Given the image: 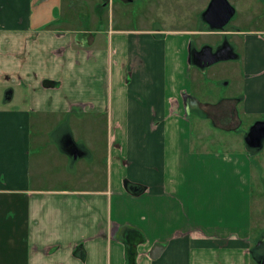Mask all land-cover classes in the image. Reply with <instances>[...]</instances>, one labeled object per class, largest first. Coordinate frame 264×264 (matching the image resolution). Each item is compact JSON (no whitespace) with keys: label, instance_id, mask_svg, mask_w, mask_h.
Instances as JSON below:
<instances>
[{"label":"crops","instance_id":"0c3cea01","mask_svg":"<svg viewBox=\"0 0 264 264\" xmlns=\"http://www.w3.org/2000/svg\"><path fill=\"white\" fill-rule=\"evenodd\" d=\"M108 2L0 0V86L23 101L0 107V264H127V243L135 264H264L251 249L264 156L234 129L241 111L264 114V31L243 43L240 84L235 74L230 92L200 99L187 57L191 35L218 34L199 16L209 0L199 28L149 29L106 21ZM196 110L234 129L236 145L195 148ZM68 116L88 128L63 125Z\"/></svg>","mask_w":264,"mask_h":264},{"label":"rangeland","instance_id":"374dc122","mask_svg":"<svg viewBox=\"0 0 264 264\" xmlns=\"http://www.w3.org/2000/svg\"><path fill=\"white\" fill-rule=\"evenodd\" d=\"M108 0H106L107 2ZM203 0H109L106 9H103V18L107 21L109 18L115 24H120L121 27L137 28V29H149L156 28L171 24V27H185L195 28L200 27L201 20H196L198 15V6ZM236 9L235 15L228 23V31L218 34H198L191 35L189 39L192 40L196 37V43L219 45L224 38H227L231 45L235 48V51L240 54V58L235 60L219 61L212 65L205 67L204 70H198L194 66H191V80L192 91L197 94L200 99H212L215 101L218 97H222L223 94L231 91L232 85H234L233 78L237 73L236 67L238 62L243 60V43L246 40L248 33L254 28H260L264 30V16L261 19H257V16L251 11V4L255 0H228ZM77 13L81 20L84 9L87 7L82 1L77 2ZM89 7V6H88ZM200 16V14H199ZM260 21V26L258 25ZM197 24V26H196ZM82 25V20L79 22ZM216 32V31H213ZM215 72V73H214ZM242 74L239 73L236 77V82L240 84ZM225 78V79H223ZM231 78V81H229ZM223 79V80H221ZM223 81V82H222ZM222 83L224 85H222ZM228 85V86H227ZM200 88H199V87ZM9 86H0V107H9L15 103L22 104L20 99V89L17 91L15 97L11 102L6 99V92ZM204 89V90H203ZM202 91L207 94L201 95ZM27 92V91H25ZM240 90L238 89V91ZM236 94V93H235ZM212 101V102H214ZM217 102V101H216ZM198 111H192L189 114V128H191L193 134L192 145L199 149L207 150H221L228 151L232 145L236 143L229 139L230 135H235L234 129H237V133L240 134L241 140L251 124L257 120L264 119V114H249L240 112L241 123L239 128L226 129L215 128L213 122L202 121L198 117ZM85 118L80 120L74 119L72 116H68L62 119V123L70 128H88V124L84 121ZM56 118L48 116L44 121V128H50L55 124ZM61 123V125H62ZM60 125V126H61ZM80 126V127H79ZM94 128V127H91ZM98 128H102V123L98 124ZM232 131V132H231ZM244 133V134H243ZM201 134V139H198L197 135ZM238 140L240 146L244 144ZM244 141V140H243ZM239 146V145H238ZM237 146V147H238ZM254 159L258 160L264 156V144L261 149L253 152ZM35 151H33V156ZM49 158H52L50 156ZM264 159V157H263ZM50 160V159H49ZM263 174L259 172V166L253 164L252 174V250L253 255L257 259L264 261V165L261 164ZM258 261V260H257ZM261 261V263H262Z\"/></svg>","mask_w":264,"mask_h":264},{"label":"water","instance_id":"95a60500","mask_svg":"<svg viewBox=\"0 0 264 264\" xmlns=\"http://www.w3.org/2000/svg\"><path fill=\"white\" fill-rule=\"evenodd\" d=\"M235 13V7L228 0H209L205 9L201 12L200 18L207 24L208 29L219 31L221 33L227 31V24ZM239 58L234 47L227 38L213 47V45L205 43L199 48L194 46L188 53V61L198 69L217 63L219 61L235 60ZM244 143L248 150L258 151L264 144V119L257 120L250 125L244 134ZM76 154L73 155L74 158ZM162 248V245L156 243L150 250V256H156ZM264 263V261H263Z\"/></svg>","mask_w":264,"mask_h":264},{"label":"flooded vegetation","instance_id":"af4514ba","mask_svg":"<svg viewBox=\"0 0 264 264\" xmlns=\"http://www.w3.org/2000/svg\"><path fill=\"white\" fill-rule=\"evenodd\" d=\"M251 11H253L254 13H255V15L257 16V19H261L262 17L261 16H264V0H255V1H253L252 2V4H251ZM235 12H236V9H235ZM234 15H235V13H234ZM233 15V16H234ZM258 25L260 26V21H258ZM229 25L227 24V27H228ZM264 27V26H263ZM228 28H230V27H228ZM260 31H264L263 29L262 30H260ZM198 36V35H197ZM193 43H191L189 46H190V49H192L194 46H196L197 48H199L201 45H199V44H197L196 43V37H193ZM216 45H213V47H215ZM235 49V48H234ZM239 58H240V54H239ZM194 66V65H193ZM195 68H197L196 66H194ZM198 69V68H197ZM205 69V68H204ZM203 69V70H204ZM201 70V69H200ZM252 252H253V250H252ZM253 257L255 258V260L257 261V262H261L262 261V259H257V257L256 256H254L253 255ZM262 263H263V261H262Z\"/></svg>","mask_w":264,"mask_h":264},{"label":"trees","instance_id":"16d2710c","mask_svg":"<svg viewBox=\"0 0 264 264\" xmlns=\"http://www.w3.org/2000/svg\"><path fill=\"white\" fill-rule=\"evenodd\" d=\"M45 83L46 84H48V83H50L49 81H45ZM225 128H229V127H225ZM133 187V186H132ZM135 188H137L136 189V191H139V189L141 188V186H136L135 185ZM133 231V233H136L137 232V230L135 231V230H129V232L131 233ZM128 232V233H129ZM138 233V232H137ZM130 236H132L131 237V240L132 241H135L136 239H139L141 236H142V234L139 232L138 234H136L135 236L134 235H130ZM126 263L127 264H135V259H134V256H135V249L133 248L132 250H131V244L130 243H127V247H126ZM130 251H132V253H130ZM134 255V256H133Z\"/></svg>","mask_w":264,"mask_h":264}]
</instances>
